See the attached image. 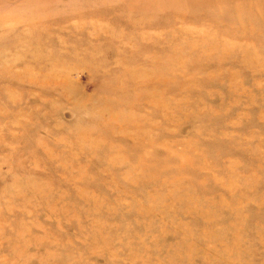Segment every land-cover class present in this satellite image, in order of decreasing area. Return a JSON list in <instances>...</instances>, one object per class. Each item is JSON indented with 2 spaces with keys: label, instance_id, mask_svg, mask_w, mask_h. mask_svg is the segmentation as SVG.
I'll return each instance as SVG.
<instances>
[{
  "label": "rangeland",
  "instance_id": "rangeland-1",
  "mask_svg": "<svg viewBox=\"0 0 264 264\" xmlns=\"http://www.w3.org/2000/svg\"><path fill=\"white\" fill-rule=\"evenodd\" d=\"M0 264H264V0H0Z\"/></svg>",
  "mask_w": 264,
  "mask_h": 264
}]
</instances>
